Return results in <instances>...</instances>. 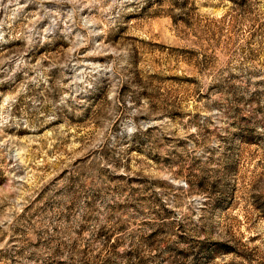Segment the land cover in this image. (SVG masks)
Listing matches in <instances>:
<instances>
[{
  "label": "rangeland",
  "instance_id": "1",
  "mask_svg": "<svg viewBox=\"0 0 264 264\" xmlns=\"http://www.w3.org/2000/svg\"><path fill=\"white\" fill-rule=\"evenodd\" d=\"M0 264H264V0H0Z\"/></svg>",
  "mask_w": 264,
  "mask_h": 264
}]
</instances>
